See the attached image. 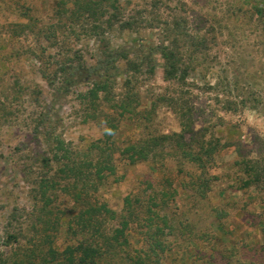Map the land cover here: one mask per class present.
I'll list each match as a JSON object with an SVG mask.
<instances>
[{"label": "rangeland", "instance_id": "1", "mask_svg": "<svg viewBox=\"0 0 264 264\" xmlns=\"http://www.w3.org/2000/svg\"><path fill=\"white\" fill-rule=\"evenodd\" d=\"M73 1L0 0V264H18L42 236L46 254L45 235L58 251L72 242L50 224L76 212L71 202L57 191L48 206L52 215L41 210L38 184L57 169L42 162L51 156L49 139L58 136L85 150L110 121L116 125L112 141L123 147L180 133L183 114L193 120L196 139L219 143L216 156L203 158L204 176L215 177L204 197L188 187L201 170L166 155L135 165L116 159L117 181L110 178L95 199L119 215L125 197L146 205L171 181L176 193L166 208H152L170 226L162 229L168 246L161 264H264V181L241 190L242 169L235 164L264 162V12L254 8L260 0H116L129 27L114 22L104 41L85 32L92 26L85 18L68 24ZM31 22L42 29L38 34L23 28ZM171 41L182 56L183 82L164 80L163 60L154 50ZM106 44L142 63L131 74L118 61L95 110L78 95L103 77ZM60 64L72 65L71 76L49 77ZM169 145L163 154L173 153ZM149 216L144 210L129 224L131 257L143 255Z\"/></svg>", "mask_w": 264, "mask_h": 264}, {"label": "trees", "instance_id": "2", "mask_svg": "<svg viewBox=\"0 0 264 264\" xmlns=\"http://www.w3.org/2000/svg\"><path fill=\"white\" fill-rule=\"evenodd\" d=\"M59 4L61 5L56 13L61 18L66 11L65 4L63 2ZM72 6V19L68 24L74 26L77 21L85 18L86 22L92 25L85 32L99 40L104 41L105 32L112 29L114 22H119L118 26L123 30L129 27L128 24L121 22V13L116 0H74ZM254 8L257 13L264 12V0H260ZM63 26L65 25L59 24L58 28L62 29ZM23 28L36 30L37 34L42 30L32 22L23 25ZM105 49L107 60L104 64L103 77L97 78L89 89L78 95L80 100L89 103L95 110L99 107L97 102L100 100V95L109 90L111 77H113L112 71L116 69L117 62L125 63L127 71L131 74L139 73L142 63L131 59L128 54L118 55L117 51L109 49L107 44ZM154 50L163 60L164 80L183 82L186 71L181 68L182 56L178 44L171 41L166 45L161 44ZM110 54H115L116 57L112 58ZM66 66V64H60L59 68L51 75L48 74L49 77L56 78L64 75L68 79L71 76L69 70L72 65ZM153 70L152 66L148 69V73L152 74ZM130 81L129 78L126 79L125 84H130ZM54 82L49 81V85L53 86ZM179 118L182 127L180 133L148 136L123 147H117L112 141L116 125L110 121H107L108 125L102 136L85 150L73 149L58 136L49 139L48 142L54 144L49 150L51 156L43 158L42 162L48 169L54 164L57 169L53 176H44L38 184L39 200L43 202L41 210L52 215L48 206L52 204L53 197H57V191L61 192L63 198L71 202L76 212L73 215H63V221L56 218L50 224L60 226L63 233L72 242L58 251L52 246L54 238L45 235V243L48 244L45 254L42 253L44 244L42 236V241L40 239L37 243L32 244V248L25 250L23 258L18 261V264H36L37 258L40 259L39 264H161L160 258L168 246L165 243L162 229L170 226L167 224L166 216L160 217L158 212L153 211L152 208H166V199L173 197L176 193L172 182H167L164 189L153 191L146 205H142L140 199L136 197H125L124 207L119 215L106 205L99 203L95 199V195L110 178L117 181L116 159H121L128 165H135L141 162L156 161L158 158L164 160L166 155H171L182 162H190L201 170V175L194 180L192 178L188 187L199 197H204L210 189L211 180L215 177L204 176L203 158L209 159L216 156L219 152L217 147L219 143L218 141L208 143L204 141L203 135L201 139H196V135L199 133L192 127L193 120L190 117L187 118L186 114ZM169 143H173V146ZM168 145L173 153L165 152L163 154V149ZM235 164L241 166L242 169L243 178L239 186L241 190H248L264 181V162L256 159H243ZM144 210L147 215H150L145 219L147 229L144 232V242L146 246L142 256L131 257L128 252V248H130L129 224L131 221L137 220L139 214ZM111 221H116L117 225L108 229L107 224ZM159 222H162V225L159 226Z\"/></svg>", "mask_w": 264, "mask_h": 264}]
</instances>
